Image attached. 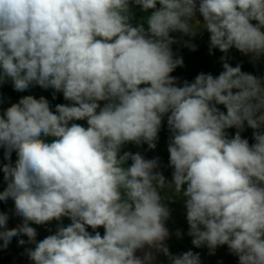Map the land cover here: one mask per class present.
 I'll use <instances>...</instances> for the list:
<instances>
[{"label":"clouds","instance_id":"clouds-1","mask_svg":"<svg viewBox=\"0 0 264 264\" xmlns=\"http://www.w3.org/2000/svg\"><path fill=\"white\" fill-rule=\"evenodd\" d=\"M134 8L149 14L136 20ZM203 31L209 54H225L223 71L181 85L171 33ZM233 48L264 58V0H0V86L52 89L68 102L53 109L25 95L0 112V201L21 220L9 228L0 212V248L17 237L33 246L32 264H156L157 254L201 264L166 244L165 201L179 199L194 247L226 245L238 264H264V77L228 63ZM165 117L170 181L159 157L122 151L154 150ZM53 221L38 241L30 225Z\"/></svg>","mask_w":264,"mask_h":264},{"label":"rangeland","instance_id":"rangeland-1","mask_svg":"<svg viewBox=\"0 0 264 264\" xmlns=\"http://www.w3.org/2000/svg\"><path fill=\"white\" fill-rule=\"evenodd\" d=\"M133 11L136 20H139L140 17L149 14L141 13L138 8H134ZM197 18L202 20V18L198 15ZM171 35L180 41V43L172 45L173 52L177 56L182 57L184 61V66L178 67L171 74L178 78L179 84L182 85L184 80L191 82L201 72L211 73L212 75L216 76L219 75L221 71H223L220 57L225 54L220 52L219 49H213L212 54H209V33H207V31L198 33L195 37H182L180 33H171ZM188 40H190L191 43L196 46L195 50L184 46L183 41ZM227 56L228 63H230L233 67L239 63L242 65V71L251 73L257 77H264V58L253 62L250 56L248 59H245L244 57L239 56L234 49H231L227 53ZM52 92V89L44 90L39 86L31 87L25 92H17L13 89L11 83H5L4 85L0 86V98L3 100V103H0V112L11 106V104L17 103L19 99L25 95H33L36 98L44 96L49 100L53 109L55 108L56 104L68 103L63 99L62 93H57L56 97L53 98ZM102 103L103 102H101V104ZM219 107L221 110L226 111L223 106ZM77 123H80L85 127L87 126L86 121H77ZM227 131L231 136L235 134L236 129L233 128ZM252 133L253 130L245 126V130L241 133V135L243 138H247L251 144L254 143V140L252 139ZM169 135L170 134L167 129L165 117L161 131L159 133L157 147L154 150H148L146 144L139 147L134 144H126L122 151H131L133 153L140 152L145 156V158L148 159L159 157L160 168L158 170L161 171L165 178L170 181L172 177V169L168 167L169 154L167 151ZM3 151L4 150L0 148V165L7 162L4 160ZM15 159L16 155L13 153L12 161L14 162ZM130 163L131 162L129 161V164ZM5 187L6 183L3 180V173L0 171V191H3ZM169 194H171L170 191ZM165 203H168V206L171 209L170 219L166 222V227L169 229L171 235L166 241V244L169 247V251L173 255H178L185 251L191 250L200 254L201 264H238V258L229 252L226 245L216 248L214 254L210 253V250L207 247H194L191 242L192 238L187 235L188 224L186 220V209L182 201L176 199L175 202L169 203L168 201H165ZM13 208L14 204L11 199H9L6 203L0 201V212H7L10 216L8 221L9 228L15 227L21 222L19 217H16L12 214ZM69 223L70 220L67 218L63 220L64 225H68ZM30 226L36 228L38 233L37 240L39 241L51 234L48 229H52V232L55 231L57 222L53 221L52 223L43 226H37L34 224ZM98 230L101 232V235H103V228ZM177 230L182 233L180 237L175 235ZM88 231L91 232L92 230L89 228ZM22 238L27 240L26 236H23ZM2 243L3 242L0 241V244ZM27 247L33 246L27 244L21 246L18 243V238L13 237L7 248H0V264H32L25 254V248ZM137 255H141V253L138 252ZM156 264H168L167 258L163 254H157Z\"/></svg>","mask_w":264,"mask_h":264},{"label":"flooded vegetation","instance_id":"flooded-vegetation-1","mask_svg":"<svg viewBox=\"0 0 264 264\" xmlns=\"http://www.w3.org/2000/svg\"><path fill=\"white\" fill-rule=\"evenodd\" d=\"M234 49V48H233ZM235 50V52L239 55V56H241V57H244V55L242 54V53H240L239 51H237L236 49H234ZM245 59H248L249 58V55H247V58L246 57H244Z\"/></svg>","mask_w":264,"mask_h":264},{"label":"water","instance_id":"water-1","mask_svg":"<svg viewBox=\"0 0 264 264\" xmlns=\"http://www.w3.org/2000/svg\"><path fill=\"white\" fill-rule=\"evenodd\" d=\"M244 55V54H243ZM244 57H246L247 58V55H244Z\"/></svg>","mask_w":264,"mask_h":264}]
</instances>
